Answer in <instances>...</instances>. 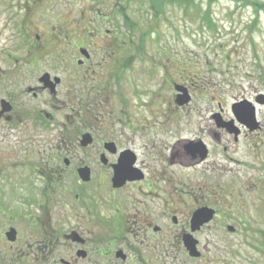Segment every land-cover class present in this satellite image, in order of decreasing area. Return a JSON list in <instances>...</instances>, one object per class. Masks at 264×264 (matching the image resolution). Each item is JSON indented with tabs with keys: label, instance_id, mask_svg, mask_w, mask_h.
I'll return each mask as SVG.
<instances>
[{
	"label": "rangeland",
	"instance_id": "obj_1",
	"mask_svg": "<svg viewBox=\"0 0 264 264\" xmlns=\"http://www.w3.org/2000/svg\"><path fill=\"white\" fill-rule=\"evenodd\" d=\"M47 1L38 5L26 0L25 8L13 7L9 11L0 6V68L8 72L7 68L38 66L66 76L58 97L47 95L36 102L39 109L53 117L37 133H10L12 126L0 119V264H67L62 258L71 264L93 263L71 260L76 252L70 233L80 220H86L71 213H55L51 219L45 212L41 214L43 218L39 215L49 229L58 233L53 242L55 249L51 253L48 249L46 253L28 249L33 243L32 248L39 246L41 239L35 245L36 237L27 232L21 218L23 213L34 211V205L25 202L32 187L18 181L22 180L21 166H49L46 158L50 157L52 165L68 166L64 162L69 158V166L87 164L93 167L94 175L102 171L106 178L110 169L104 166H109L112 159L109 156V165L101 162L102 141L119 139L121 131L129 136L127 124L132 130L145 128L153 136L154 145L148 148L153 157L162 152L166 159L169 144L182 135L193 137L206 129L203 138L207 139L212 125L205 100L199 103L200 97L193 94L195 101L191 105L198 114L184 112L185 119H179L176 105L183 99L165 82L167 75L173 82L191 79L197 88H204L203 94L217 89L216 97L223 101L226 111L234 99H249L258 118L264 119V100L257 101L264 97V6L253 4L264 0H169L163 9L160 4L158 9L152 7L149 0H134L126 4L133 26L123 15L114 21L107 0ZM113 34L125 40L132 37L141 48L138 50L143 51L129 59L123 70L120 63L129 54L103 42ZM50 35L62 39L52 46ZM65 35L79 40L70 42ZM36 42L42 44L43 51L38 59L29 53ZM80 46L91 47L92 58L84 68L79 63L85 60ZM68 67L70 72H64ZM3 86L0 81V101ZM68 93L83 98L85 111H72ZM150 115L153 118L149 119ZM188 116H192L190 122L195 123V129L188 128ZM197 116L201 123L195 119ZM82 129L96 138L88 148L80 146L78 131ZM239 146L229 157L251 164L247 145ZM186 147L188 144L183 143L177 150L186 153ZM231 159L210 150L201 164L180 167L181 172H176L183 179L176 188L186 192L179 204L185 212L176 213L178 223L169 217L158 220L163 226L160 232L152 228L146 234L129 230L116 240L117 247L128 254L127 260L118 259L113 252L111 263L105 260L98 264H264V166H238ZM152 161L148 165L162 166ZM71 169L68 176L73 178ZM177 198L171 199V206ZM203 205L217 207L218 215L192 232V213ZM113 214V209L104 211L106 220ZM10 226H20L21 235L15 242L5 236ZM79 227L94 250L99 237H104L107 245L115 232L108 221L101 228L91 227V233ZM185 233H192L199 241V256L191 255L182 242Z\"/></svg>",
	"mask_w": 264,
	"mask_h": 264
},
{
	"label": "flooded vegetation",
	"instance_id": "obj_2",
	"mask_svg": "<svg viewBox=\"0 0 264 264\" xmlns=\"http://www.w3.org/2000/svg\"><path fill=\"white\" fill-rule=\"evenodd\" d=\"M41 1L43 0H33L38 5ZM56 1L48 0L47 3L53 4ZM133 1L107 0V4L112 7L111 18L116 21L123 15L126 22H130L131 26H133L135 22L128 13L129 7L126 6V4L133 3ZM139 1L145 2V0ZM149 1L152 7L155 6L156 9H158L157 6L159 4L160 9H163L164 5L169 2V0ZM25 2L26 0H0V6L6 7L7 11H9L13 7L25 8ZM50 37L51 39L53 38L52 35ZM39 38L40 35H37V39ZM64 38L70 42L76 41L75 39L79 40L77 36L74 39L69 35H65ZM109 38H104L103 42L105 44L112 43L115 48L118 47L120 51L129 54L124 60L125 62L121 61V69L127 67L129 59L137 58L138 54L143 52L139 51L141 48L137 46L136 41L132 37L125 40L122 35L113 34ZM57 39L62 38L59 36L53 38L50 41L52 46L57 42ZM121 44H123V47H121ZM41 46L42 44L38 42L32 43V49L29 50L30 55H34L36 58L38 55L41 56L43 54ZM82 47L85 48V46H80V53ZM87 49L91 54V47H87ZM65 53L68 54L69 51ZM91 58L92 55L88 58L84 57L85 60L80 59L79 63L84 68ZM36 62L38 63V61ZM6 70L8 72L0 68V81L4 85L1 89L0 119L12 126L10 133L18 134L22 132L27 136L30 131L37 133L43 126L47 125V119H52L53 117L46 110L39 109L36 102L40 97L45 98L47 95L58 97L61 94V88L64 85L66 76H58L53 71L38 66L7 68ZM69 70V67L64 68V72L67 71L69 73ZM57 78L60 79L59 82L56 81ZM120 78L118 77V80ZM185 81H170L168 75L165 78V82L171 85L172 90H177L180 94L179 87H182L186 90L187 95H189V101L176 105L179 119H185L186 113L198 114L197 110L192 109L193 105L191 103L195 101L192 98L193 94L196 93L200 97L199 103H203L205 100L204 103L208 106L207 111L211 112L210 123L212 125L208 129L209 136L207 139L203 138L206 129H202L201 134H195L193 137L182 135L169 144L171 146H168L170 151L166 159L162 152L156 153V156L153 157L154 153L148 151V148L154 145L153 136L147 133L145 128L136 127L137 129L132 130L131 125L127 124L126 128L129 129V136L121 131L120 137L118 136L119 139L102 141V150L100 151L101 162L104 165H109V156L112 159L109 166H104L110 169L106 178L105 173L102 171L94 175L92 171L93 167L87 164L80 163L79 166H69L71 164L69 158H66L64 162L68 166L52 165L51 157L46 158L49 166H24L26 168L21 166L20 172L22 171L23 181H18L32 187L25 202L34 205V211L30 210L23 213L21 218L24 220L27 232H32L33 236L36 237L35 245L41 239L38 242L39 246L36 248H32L34 247V243L30 244V247H28L30 251H43L46 253V249H48L51 253L55 249L53 242L57 239L58 233L49 229L39 218V215L41 216L45 212L49 214V218L51 219L55 213H60L61 216L73 214L80 219L86 220H80L79 225L77 224L75 229L70 233L69 238L72 239L70 241L73 244L74 252H76V256L72 255L71 257L72 261L78 262L82 259L93 262L91 264H98L99 262L105 263V260H107L111 263L112 257L110 255L115 252V256L118 257L117 253L119 251L125 254V258L118 257V259L121 258L122 261H125L128 258V254L123 248L117 247L116 242L121 235L127 233L129 230L146 234L151 228L154 231L160 232L163 230V226L158 223V220L169 219V217L178 218L176 213L185 212L184 207H181L179 204L183 202L182 194L186 191L176 188L180 187L183 179V176L176 172H181L180 167L193 166L195 165L194 163L201 164L210 154V150H215L227 158L228 161L232 158L231 161H235L238 166H243L244 164L248 166H264V158L260 154L261 150H263L262 147H264V119L258 118L256 113L257 124L254 128H251L245 123L244 117L237 114L236 107L238 105L246 101L252 103V101L244 98L234 99L228 111H226L223 101L216 97L215 93L217 89L211 88L205 90L207 93L203 94L204 88L202 90L197 88L191 79H186ZM209 94L211 95L208 97L207 95ZM66 96L73 104L72 111L77 109L79 112L85 111L87 106L83 98H75V94L70 96L69 93ZM73 98L75 101H73ZM263 98L260 97L261 100H264ZM261 100L259 102L263 103ZM65 105L68 104L65 103ZM195 109H198L197 105H195ZM184 112L186 113L184 114ZM67 116L69 117V115ZM188 117V128L195 129V123L191 125L192 123L190 122L192 116ZM199 117L197 116L195 119L201 123V118ZM148 118L153 117L150 115ZM175 130L178 132L177 127ZM86 133H90L93 140L91 144L84 146L82 145V140ZM78 134L80 135V146L82 148H88L96 142L93 133L87 129L79 130ZM32 136L34 137L35 135L33 134ZM69 137L73 138L72 133H69ZM183 143L188 144L186 153L182 149L177 150ZM242 143L247 145L248 153H250L252 158L251 164H247L245 161H240L237 158L235 159L234 156L229 157L231 153H236L239 150V145ZM190 153L195 155L196 158L191 159ZM123 154H127V156L124 157ZM103 155L107 160L106 162L102 160ZM175 158H178L180 161L176 162ZM122 160L123 163L121 162ZM152 160L154 162L158 161L157 164L162 166L148 165L149 163H153ZM164 162L166 166H163ZM71 167L73 178L68 176V169ZM84 169L86 170L82 175L87 173L86 178H83L81 175V171ZM13 172L16 171L13 170ZM97 177L102 178L98 180ZM178 191H180L179 195ZM174 196H178V198L173 201L174 205L171 206V199ZM210 207L216 210V217L218 215V208L214 206ZM107 209L114 210L112 218L108 220H106V215H104V211ZM6 212H9L7 208H5ZM41 217L43 218L44 215ZM106 221H108V224L112 222L114 226L115 232L113 238L106 245L105 238L99 237L95 247L96 250H94V246L92 247L91 245L90 247V239L84 237L78 228H80L79 226L87 228L91 233L93 232L91 227L95 228L98 226L97 228H101L106 224ZM175 223H178V219H176ZM50 226L52 227L53 225ZM18 228L20 229V226ZM18 228H16L17 240H19L21 235V231L19 232ZM133 249L136 250L134 247ZM61 261L71 264L70 261L64 258Z\"/></svg>",
	"mask_w": 264,
	"mask_h": 264
},
{
	"label": "water",
	"instance_id": "obj_3",
	"mask_svg": "<svg viewBox=\"0 0 264 264\" xmlns=\"http://www.w3.org/2000/svg\"><path fill=\"white\" fill-rule=\"evenodd\" d=\"M82 52L89 57V52L87 51V49H82ZM57 82L60 81V79L56 80ZM179 91H186L184 88L179 87ZM179 99H183L182 102H187L189 100V95L186 94H180L179 95ZM260 100V99H259ZM237 114L241 115L244 117V121L246 124H248L251 128H254L257 124L256 122V116H255V107L253 106V104L245 102L242 103L241 105H238L237 107ZM93 137L90 133H86L83 137L82 140V145L86 146L92 143ZM124 157L127 156V154H123ZM122 156V158H123ZM102 160L104 162H106L107 160L105 159V156H102ZM123 163V160L121 161ZM86 169L81 171V175L83 172H85ZM83 178L87 177V173H84ZM215 211L209 207H202L197 209L193 216H192V220H191V230L192 232H195L197 230H199L205 223L211 221L214 217ZM174 221L176 222V219L174 218ZM230 230L233 231L234 227L231 226ZM8 237L10 240L15 241L16 240V232L12 231L8 233ZM183 241L184 244L186 246V248L188 249L189 253L193 256H199L200 252L198 251L197 248V244H198V240L194 237V235L192 233H185L183 235ZM82 255H84L82 253ZM118 257H123L125 258V254L122 251H119L117 253Z\"/></svg>",
	"mask_w": 264,
	"mask_h": 264
},
{
	"label": "bare ground",
	"instance_id": "obj_4",
	"mask_svg": "<svg viewBox=\"0 0 264 264\" xmlns=\"http://www.w3.org/2000/svg\"><path fill=\"white\" fill-rule=\"evenodd\" d=\"M193 158H196V156L194 155L191 159H193Z\"/></svg>",
	"mask_w": 264,
	"mask_h": 264
},
{
	"label": "trees",
	"instance_id": "obj_5",
	"mask_svg": "<svg viewBox=\"0 0 264 264\" xmlns=\"http://www.w3.org/2000/svg\"><path fill=\"white\" fill-rule=\"evenodd\" d=\"M186 1V0H185ZM187 4V3H186Z\"/></svg>",
	"mask_w": 264,
	"mask_h": 264
}]
</instances>
